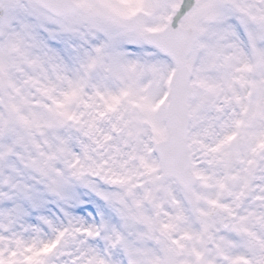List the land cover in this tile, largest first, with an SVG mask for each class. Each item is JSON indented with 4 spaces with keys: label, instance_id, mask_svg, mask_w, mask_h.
Instances as JSON below:
<instances>
[{
    "label": "snow or ice",
    "instance_id": "1",
    "mask_svg": "<svg viewBox=\"0 0 264 264\" xmlns=\"http://www.w3.org/2000/svg\"><path fill=\"white\" fill-rule=\"evenodd\" d=\"M0 264H264V0H0Z\"/></svg>",
    "mask_w": 264,
    "mask_h": 264
}]
</instances>
